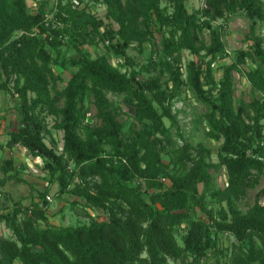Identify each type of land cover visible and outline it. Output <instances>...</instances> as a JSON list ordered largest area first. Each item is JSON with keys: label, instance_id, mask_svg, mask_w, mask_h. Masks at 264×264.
Listing matches in <instances>:
<instances>
[{"label": "trees", "instance_id": "trees-1", "mask_svg": "<svg viewBox=\"0 0 264 264\" xmlns=\"http://www.w3.org/2000/svg\"><path fill=\"white\" fill-rule=\"evenodd\" d=\"M79 1L103 4L118 29L84 6L72 7V0H58L60 25L53 28L45 0L34 9L26 0H0V90L16 94L21 116L0 149L20 146L40 156L48 182L39 201L17 202L0 215L12 231L0 234V264H264V185L262 198L257 193L245 212L238 207L264 174V0H203L192 11L187 0ZM237 13L248 20L247 48L215 79L216 62L229 53L222 36ZM154 33L162 47L135 68L127 48L136 43L143 52ZM87 43L105 50L92 57ZM63 46L77 56H68ZM183 51L195 57L184 70ZM114 57L123 62L113 64ZM247 61L253 67L246 70ZM54 65L75 70L64 81ZM126 65L131 69L122 71ZM233 71L258 97L235 104ZM185 90L208 110L205 134L221 141L216 161L202 140L169 150L165 119L175 124L171 100ZM107 93L123 94L133 106L126 129ZM91 105L95 113L89 117ZM47 116L52 129L62 132L60 146ZM162 151L171 155L169 163ZM222 167L226 182L220 187L214 172ZM1 169L23 181L11 158ZM53 184L56 197L75 196L69 204L99 208L105 217L49 224L46 196ZM212 201L220 204L217 210Z\"/></svg>", "mask_w": 264, "mask_h": 264}, {"label": "rangeland", "instance_id": "rangeland-1", "mask_svg": "<svg viewBox=\"0 0 264 264\" xmlns=\"http://www.w3.org/2000/svg\"><path fill=\"white\" fill-rule=\"evenodd\" d=\"M29 9H34L39 5V2L42 0H26ZM48 4L49 12L46 13L47 23L53 28L60 23L56 22V5L58 0H45ZM80 2V1H79ZM166 3V0H162V5ZM81 6H84V2H80ZM203 4V0H187V5L189 11H192L193 8H198ZM89 11L95 13L98 17L102 18L105 22H111V27L116 30L118 29V24L114 21L105 17V6L103 4H95L89 6H84ZM54 20V21H53ZM221 19L213 22L215 28L218 27ZM248 32V20L245 16L241 14L231 15L227 21L225 33L222 36V39L225 43L226 50L229 52L226 57L220 58L216 62L215 69V79H217L221 72V66L230 63L235 59L237 51L240 48H247V42L245 36ZM259 32L264 36V21L259 24ZM203 36L208 42V31L203 30ZM153 40L145 43L144 51L138 52V49L132 43V45L127 48L126 52L131 56L135 68H139L140 65L144 64L149 58H155V50H158L162 47L159 33L153 34ZM63 43H66L67 37L62 39ZM107 43V42H106ZM154 43V44H153ZM135 46V47H132ZM91 53L92 57L98 56L102 51L105 50V47L101 43L97 45L87 43L85 45ZM66 54L68 56L76 57L77 54L73 50H67L63 46ZM195 58L188 51H183L182 57V69L184 70L185 64L188 60ZM113 64H120L123 62V59L113 58L111 59ZM56 72L61 73L63 80H67L70 73L75 69L70 67L68 70H63L60 67L53 66ZM243 68L249 69L252 66L249 61L242 65ZM122 71H129L131 69L130 65L120 66ZM233 82H234V101L235 104H238L240 101H250L253 98L258 97V93L251 87L248 80L241 73L236 71L232 72ZM142 77V75H140ZM64 81L59 83L58 87L62 86ZM12 80L9 81L8 89L12 90ZM107 97L113 102L117 109L119 110L118 120L124 123V129L133 120V106L124 101L123 94H113L107 93ZM18 104V98L16 94L8 93L5 90H0V142L5 143L8 139V132L19 126L20 113L16 108ZM171 111L175 114V124H171L169 120L165 119V125L168 127L169 139L172 146H169V150L174 148H179L183 143L188 141L190 144H196L198 141L202 140L207 143L208 147L212 150V160L216 161L217 156L216 152L221 141L213 140L206 136L205 132L207 130L205 114L207 113V108L205 105L197 101L189 91L185 90L176 95L171 100ZM95 113L94 107L91 105L90 114ZM48 126H50L52 131V138L58 142V145H61L62 132L52 129L53 118L51 116L46 117ZM264 134V131H263ZM45 142L49 145L50 136L45 137ZM11 158L14 162V165L17 170H19L18 177L23 179V181L16 180L15 178H7V175L1 169L4 160ZM32 156L24 148L16 146L14 148H3L0 149V215L9 212L15 203L20 202L24 206L30 205L32 200L39 201V193L44 190L48 182L46 180V173L40 169L42 166V160L37 158L38 164L32 161ZM161 159L164 163H169L171 161V155L167 152H161ZM24 164L26 167H22ZM30 166V167H29ZM172 163L170 164V169H172ZM225 168L222 167L218 171L214 172L215 182L217 186H224L226 182ZM4 180L3 183L1 181ZM264 185V174L261 176L259 183L251 189H248L244 198L238 202V207L242 212H245L251 205H253L257 193L260 192V189ZM57 190V185H51L48 195L50 197L49 205L47 208V221L49 224L54 225H67V224H77L78 222H87L89 216L96 217L98 220L103 219L105 216L102 214L99 208L86 207L83 204H69L74 201L75 196H67V198H58L56 197L55 191ZM259 197L262 198L263 195L259 193ZM206 200H210V196H206ZM211 207L214 210H217L220 207L218 202L212 201L210 203ZM198 215L202 216L200 211ZM183 231L182 229H179ZM0 234L4 237L12 236V231L6 226V223L0 221ZM221 242L224 244L227 243L226 234L221 236ZM16 264H21L19 261H16ZM169 264H181L179 261L173 262L169 260Z\"/></svg>", "mask_w": 264, "mask_h": 264}, {"label": "built area", "instance_id": "built-area-1", "mask_svg": "<svg viewBox=\"0 0 264 264\" xmlns=\"http://www.w3.org/2000/svg\"><path fill=\"white\" fill-rule=\"evenodd\" d=\"M79 5L81 6L79 0H72V7H79ZM213 65H214V64H212V66H213ZM20 148H23V147H20ZM24 149H26V148H24ZM26 151H27V149H26ZM37 158L41 159L40 156H35V157H32L31 160H32V161H35L34 163L38 164V162H37V160H36ZM41 160H42V159H41ZM29 167H30V166H29ZM46 199L50 200L49 195L46 196Z\"/></svg>", "mask_w": 264, "mask_h": 264}]
</instances>
